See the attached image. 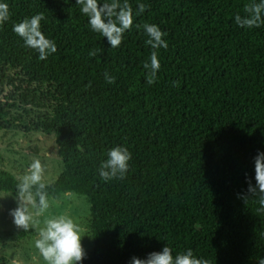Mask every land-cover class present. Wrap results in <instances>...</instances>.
I'll use <instances>...</instances> for the list:
<instances>
[{
  "label": "trees",
  "instance_id": "1",
  "mask_svg": "<svg viewBox=\"0 0 264 264\" xmlns=\"http://www.w3.org/2000/svg\"><path fill=\"white\" fill-rule=\"evenodd\" d=\"M0 2L11 13L0 25V93L37 95L43 112L31 125L53 136L62 167L48 200L71 194L88 206L92 248L78 264H131L166 246L211 264L264 259V205L258 189L248 191L264 152V24L242 28L234 19L259 0H128L134 23L118 48L91 30L77 0ZM139 3L148 7L136 16ZM41 12V30L57 46L46 60L12 31ZM144 23L167 34L152 86L143 64L153 49L136 27ZM93 49L102 51L89 57ZM217 82L224 91L214 124ZM116 145L132 152L130 169L103 182L96 169ZM16 184L0 171V193L17 198Z\"/></svg>",
  "mask_w": 264,
  "mask_h": 264
},
{
  "label": "clouds",
  "instance_id": "2",
  "mask_svg": "<svg viewBox=\"0 0 264 264\" xmlns=\"http://www.w3.org/2000/svg\"><path fill=\"white\" fill-rule=\"evenodd\" d=\"M80 11L88 17V23L92 31L106 37L111 48H118L124 38V34L133 27V8L128 0H104L102 6L98 0H77ZM148 5L138 4L136 16L145 11ZM244 15L237 13L235 23L240 27H259L264 24V0L252 2L244 6ZM9 5L0 2V25L10 19ZM45 19L44 13H38L30 18L13 25L12 31L23 39L26 47L38 52L40 60H46L57 51L56 42L47 38L41 30V22ZM142 27L147 36L146 44L153 51L150 63L145 62L143 68L146 70V84L152 86L157 82L158 72L161 68L158 59V49H167L168 43L164 39L167 35L158 25L144 23L136 25ZM102 50L93 49L89 51V57H94ZM104 80L107 84H114L116 77L105 71ZM173 87L178 82H172ZM133 154L127 146L116 145L106 151V157L102 159L96 169L98 177L103 182L124 179L130 169ZM255 160V181L253 186L248 181V191L252 194H261L260 204L264 205V152H259ZM45 165L39 158H34L29 164L27 171L18 178L16 194L18 206L11 210L10 215L18 228L26 232L34 228L38 223V217L44 215L49 209L48 185L44 182ZM44 226L39 230V238L35 241V247L43 257L46 264H78L86 252L82 246V235L79 225L67 215H55L43 221ZM131 264H211V261L197 257L192 249L173 255L169 246L163 248L162 252H152L146 259L133 257ZM259 264H264L261 259Z\"/></svg>",
  "mask_w": 264,
  "mask_h": 264
},
{
  "label": "rangeland",
  "instance_id": "3",
  "mask_svg": "<svg viewBox=\"0 0 264 264\" xmlns=\"http://www.w3.org/2000/svg\"><path fill=\"white\" fill-rule=\"evenodd\" d=\"M224 85L217 82L211 106V117L215 124ZM8 89L0 93V122L14 126H27V132H14L0 129V171L7 172L14 179L22 176L34 158H39L45 165L44 182L49 185L61 172V163L56 156L53 136L44 135L31 123L36 112H43L40 105H35L37 95L23 93L20 99L15 94V101H9ZM34 100L33 101V98ZM19 131V130H17ZM50 207L44 215L38 217L39 223L27 232L18 228L10 215L11 210L18 206V198L8 193H0V264H46L35 247L39 238V230L44 226L46 218L55 215H67L80 227L82 246L86 255L91 251V239L88 231V206L82 196L62 195L58 200L49 199Z\"/></svg>",
  "mask_w": 264,
  "mask_h": 264
}]
</instances>
